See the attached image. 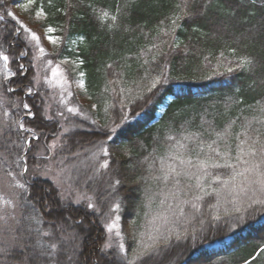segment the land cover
Returning <instances> with one entry per match:
<instances>
[{
  "label": "trees",
  "instance_id": "1",
  "mask_svg": "<svg viewBox=\"0 0 264 264\" xmlns=\"http://www.w3.org/2000/svg\"><path fill=\"white\" fill-rule=\"evenodd\" d=\"M25 1L0 4L5 16L0 51L9 56L7 66L0 60V195L18 201L14 208L0 204L14 213L9 224L15 229L0 230V240L15 235L27 247L0 254V264H24L25 255L27 264H36L32 245L37 228L41 246L53 253L41 257V264H67L69 255L73 264H244L261 248L247 264H264V205L250 203L254 185L245 178L229 179L233 171L223 166L221 155L229 146L235 163L237 136L244 139L245 129L253 138L257 131L264 133V0H189L190 10L198 14L178 20L175 31L169 30L170 18L182 16V0H134L128 7L127 0H70V9L66 0H53L51 7L48 0H36L33 8L43 4L46 12L40 25H51L60 37L49 57L77 62L83 73L79 96L89 103H82L77 115L55 107L47 111L48 90L35 82L33 54L23 31L15 39L9 35L18 25L5 9L12 11ZM117 6L121 11L114 22L110 17L117 15ZM101 9L109 19H98ZM240 54L253 59L250 68L236 67ZM158 76L163 78L149 92ZM196 102L203 103L201 111L184 118ZM103 147L109 156L101 153ZM92 149H100L98 158L80 159L83 164L73 170L76 190L62 192L52 173L43 172L50 161H74ZM104 159L109 167L96 171ZM200 160L220 180L205 178L206 189L215 188L216 196L193 208L188 200L198 194L194 178L170 174L164 182L162 170L174 164L179 171ZM82 189L84 196L75 197ZM29 201L35 203L39 225L27 219L33 214ZM114 204H119L124 252L120 244L107 245L106 223ZM169 233L167 246L135 258L142 243ZM53 243L56 249L50 247ZM248 245L244 254L237 253Z\"/></svg>",
  "mask_w": 264,
  "mask_h": 264
},
{
  "label": "snow or ice",
  "instance_id": "2",
  "mask_svg": "<svg viewBox=\"0 0 264 264\" xmlns=\"http://www.w3.org/2000/svg\"><path fill=\"white\" fill-rule=\"evenodd\" d=\"M81 2H82V0H81ZM3 3H4V0H0V4H3ZM35 3H36V0H26V2H24V3H19L18 7H20L21 9L28 10L31 6H34ZM52 3H53V0H48V5L50 7L52 6ZM133 4H134V0H127V4L125 6L126 7L133 6ZM182 4H183L182 8H181V5H179V4L176 6L178 8H181L182 16L181 15H174L170 18L171 27L169 30H171V31H175V27L178 26L177 21L180 20L181 18L190 17V16L198 14L197 12H193L190 10L189 0H182ZM72 7H74V5L70 2V0H66V8L70 9ZM56 10L57 11H64L65 9L58 8ZM120 11H121L120 7L117 6V9H116L117 15H112L110 17V19L114 22L117 21L118 14L120 13ZM5 12H6V15L8 17H11L14 20H16V23L18 25V27H16L14 29V31L12 33H10L9 35H12L15 39V37L18 36L20 31L26 32L29 35V37L31 38V40L36 42V46L38 47L40 54H44L45 49L43 46L40 45V36L37 34V32L32 30L31 28L27 27V25H25L22 21H19L15 17L14 13L11 10L5 9ZM36 15L38 17L39 16H46V12H45L43 4H41V6L37 8ZM4 19H5V16L0 15V21H3ZM98 19H100V20L109 19V13L107 11L101 9L99 11ZM111 27H112V25L110 24L109 28H111ZM54 31H55V29L51 25H49L45 29V36H46V39L51 44L57 45L60 41V37L52 35V33ZM229 52H231L233 55H236L237 50L235 48H229ZM25 55H26V53L24 51H21L19 53L20 57H24ZM153 59H155V57H153ZM0 60H3L5 62V66H7V63L9 61V56L4 54L3 51H0ZM51 63H52V61L49 60L48 64H51ZM252 64H253V59L247 54H240L236 58V67L237 68H250ZM18 67L21 71H23L25 68V66L23 64L19 65ZM227 71L231 72V71H233V69L228 68ZM56 73H57V69L53 68V70H52L53 76H55ZM8 75H14V73L9 72ZM80 75L83 76V73H80ZM162 78H163L162 76L156 77L152 81L151 87L148 89V91L151 92L152 89L156 88L157 84L160 82V80ZM46 79H47V77H46ZM9 91H12V89H9ZM32 91H33V89L31 86L27 87L28 93H31ZM23 106L26 109H28L30 107L27 103H25ZM92 107L95 108L96 105L93 104ZM68 111L72 112V111H75V109L69 108ZM261 111L264 112V108H261ZM29 114H32V113H29ZM126 119H127V117H123L122 122ZM20 127L23 128L24 127L23 124H21ZM111 131L114 133L116 131V128L111 129ZM218 135H221V134H218ZM190 136H191V134L184 136L183 139H188V138H190ZM261 136H264V133H260L259 131H257L255 133V138H253L252 136H250L248 134L247 129H245L244 139H239V135L237 136L239 143L237 144V155L235 158V163L233 162L232 157L230 155L229 146L226 145L225 151L223 153H221V155L223 157V166L234 169L233 174L229 177V179L235 181L236 177L244 176L245 179H247L249 185H254V187L251 188L253 195L250 197V203L251 204L264 205V139H261ZM107 138H108V140H111L112 136L108 135ZM168 139L171 140V139H173V137L169 136ZM179 143L180 142L177 141V144H179ZM180 146L183 147L184 145H180ZM101 151L103 152V154L105 156L110 155L109 149L107 147H103L101 149ZM169 154H171V152ZM245 157H247V158H245ZM176 159L180 160L181 165H183L185 163V161L183 159H180L179 156H177ZM161 162L163 164L164 157H161ZM241 162L245 165V167L243 168L242 171H235V165L239 164ZM189 166H191V162H189ZM212 166L213 167H219L220 165L213 164ZM108 167H109V160L104 159L100 163L99 169H97V171H99L100 169H107ZM207 167H208V165H207L206 161H204V160L198 161V173H199L198 174L197 172H188V171H184V170L178 171L174 164H169L167 166L166 171L162 170V176H163V179H165V180H167L169 178L170 174L174 175L175 177H179L181 175H184V176L188 177L189 179L195 178V182H196L195 187L201 193H205L206 186L202 183V181L205 179V177H207L209 175V172L206 170ZM24 171L25 172L28 171L27 165L24 166ZM7 175L9 177H13L12 172H9ZM249 176L251 178H249ZM212 179L213 180H220V177L218 175H216V176H212ZM115 183L119 184L120 181L116 180ZM176 183L178 184L179 180H177ZM16 184L21 189L25 188L24 184H19L18 182H16ZM207 187H210V185H208ZM212 191L215 192L216 189L212 188ZM62 199H63V197H61V200ZM200 199H201V197L199 195H197V196H195L194 201L200 200ZM16 203H18V201H14L12 199L5 198L3 195H0V204H2L4 207L12 206L14 208ZM29 203L31 204L33 214H31L29 217H27V219L34 221L37 225H39L41 222V218L38 215L34 214L36 212L35 203H32L31 201H29ZM87 207L93 208V204L88 203ZM192 207L198 208L199 205L197 203L193 202ZM113 208L118 209L119 204H114ZM262 210H264V209H262ZM234 211L239 212V208L234 209ZM181 214H183L182 209H181ZM12 219H14V213L13 212H7L3 208H0V222H2V225H0V230H3L5 232H9V233H14L15 229L9 224V221ZM118 219H119V217H116V220H118ZM216 219H219V217H216ZM203 223H204V221L201 220L200 224L203 225ZM233 226H235V225H233ZM106 227L109 231H111V229H113V228H118L119 225H117V223L114 220L112 223L106 225ZM39 231H40L39 228H37L36 229V232L38 234L37 243L35 245H32V247L34 249L33 258L36 260V264H41V261H40L41 257H45V256L52 257L53 256V253L47 251L46 247L41 246V242L39 241ZM44 235L47 236L48 233H44ZM116 235L119 236L120 233L117 232ZM171 235L172 234L169 233L167 235H162L158 240L153 239L151 244L142 243L139 246V248L137 250H135V258L148 255L149 253H151L155 249H157L160 244L167 246L169 243V239H170ZM175 238L177 240H180L182 238V235L179 232H177L175 234ZM194 238H195V236L193 235V239ZM19 239H20L19 237L12 235L10 238L0 240V254L10 255L11 251L13 249L19 248L20 250H23L25 247H27L22 242L18 243L17 241ZM105 246L107 247V245H105ZM50 247L52 249H56L57 245L55 243H53L50 245ZM36 248H39L38 254L35 252ZM119 250H120V252H124V250H125L124 244L119 245ZM28 259H29L28 255H25L23 257L24 264H27ZM73 259H74L73 255H69L68 259H67V264H73ZM244 264H247V261H245Z\"/></svg>",
  "mask_w": 264,
  "mask_h": 264
},
{
  "label": "rangeland",
  "instance_id": "3",
  "mask_svg": "<svg viewBox=\"0 0 264 264\" xmlns=\"http://www.w3.org/2000/svg\"><path fill=\"white\" fill-rule=\"evenodd\" d=\"M36 10L37 9H34L33 6H31L28 10L21 9L20 7H18V5L12 8V12L14 13L15 17L19 21H22L25 25H27V27L37 32V34L40 36V45L43 46L45 49L44 54H40L38 47L36 46V42L31 40L29 35L23 31L24 39L26 40L27 44L31 48L32 54H33V65H34L35 74H36L35 82L36 84H43V86H45L48 90L47 91L48 98L46 97L47 111H51L52 108L55 107V108L63 110L65 114L68 113L71 115H77L79 113L80 105L82 103H89L88 99L86 98L84 99L79 96V91L83 89V81H82L80 73L78 72V63L72 60H68V59H62L58 61V60L51 59L49 57L50 54L55 51L59 43L57 45H53L46 39V36H45L46 28L40 25V20L42 19V16L38 17L36 15ZM52 35L54 34L52 33ZM49 60L52 61L51 64H48ZM53 68L57 69V73L55 76H53L52 74ZM70 72H72V74H70ZM202 106H203L202 102H196L193 105V107L190 108L189 112L186 113L184 118L186 117L190 118L191 115L197 113L198 111H201ZM69 108L75 109V111L69 112L68 111ZM163 110H164V107H162V110L158 113V117L162 115ZM163 128L166 129V126ZM99 153H100V149H97V151L96 149H92L89 152L88 156L81 157L79 159L76 158L74 161L65 162L64 160H59L56 163L55 161H50L48 165L46 166V169L43 170V172H45L46 174L52 173L53 178L56 180L62 192L65 193L67 190L71 192L72 190L77 189V187H75L74 178L76 177L73 174V170L83 164L82 161H81L82 164H78V161L80 159H83L86 162L88 158L91 161L96 160V158H98ZM101 153L103 154L102 151ZM100 163L97 165V169H99ZM239 164L240 165L238 164L235 165V171H242L243 168L245 167V165L242 162ZM229 169L234 171L233 168H229ZM181 170L198 173V162L192 166H188L186 169H181ZM206 170L209 172V175L207 176L210 178L209 183H214L215 180L212 179V175L208 167ZM183 177L185 176L181 175L178 177V179L183 178ZM237 178L244 179L245 177L238 176ZM163 181L166 182L165 179H163ZM194 181H195V178H194ZM203 181H205V179ZM203 181L202 183H204ZM83 191H84L83 189L80 192L77 191L74 196L77 198L83 197L84 196ZM156 192L159 193V195H162L163 199L166 200V195L164 196V193L161 190H156ZM205 193H201L198 190V194L191 196V198L194 199L195 196L199 195L201 199L195 200V201L193 200L192 202L188 200L189 206L192 207L193 202H195L200 207L201 206L199 203L200 201L203 202L205 199L209 198L210 196H213V195L216 196V193H213L212 189L205 188ZM191 194H195V192ZM85 197H86L85 199L91 198L89 197V195H85ZM112 209H113L112 210L113 214L110 217V219L107 221L106 225L112 223L115 220V222L117 223V225H119V227L113 228L111 229V231H109L106 227L108 246H111L112 244L122 243V234H121V229H120L121 226H120V220H119L120 218L116 220V217H119L118 209H114L113 206H112ZM117 232L120 233L119 236L116 235ZM249 248L250 246L248 245L244 247V249H241L240 251H238L237 253L239 255L244 254ZM261 249H259L254 254V256L250 258L248 261L256 257ZM262 259H264V254L262 256ZM214 264H220V262L216 260Z\"/></svg>",
  "mask_w": 264,
  "mask_h": 264
}]
</instances>
